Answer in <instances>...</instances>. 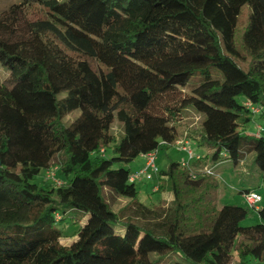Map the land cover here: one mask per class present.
I'll list each match as a JSON object with an SVG mask.
<instances>
[{
    "label": "trees",
    "instance_id": "16d2710c",
    "mask_svg": "<svg viewBox=\"0 0 264 264\" xmlns=\"http://www.w3.org/2000/svg\"><path fill=\"white\" fill-rule=\"evenodd\" d=\"M0 64V264H264L262 195L239 191L261 196L260 222L242 226L251 209L219 207L199 170L252 154L264 184V128L247 133L264 118V0H22L0 13ZM181 136L206 153L160 170L153 192L171 205L141 202L115 165ZM69 209L89 218L63 245Z\"/></svg>",
    "mask_w": 264,
    "mask_h": 264
},
{
    "label": "rangeland",
    "instance_id": "374dc122",
    "mask_svg": "<svg viewBox=\"0 0 264 264\" xmlns=\"http://www.w3.org/2000/svg\"><path fill=\"white\" fill-rule=\"evenodd\" d=\"M64 1V0H60ZM22 0H0V13L7 10L13 4H19ZM8 69L0 64V82L7 75ZM213 77L222 76L221 72L217 69L212 70ZM203 76L201 74L195 75L190 82L188 83V88L194 87L197 85ZM79 114V111H76L74 114L66 117V120L74 118ZM201 115L196 113L193 109H190L186 114L185 124L194 127L200 123ZM253 121L248 123V127H253ZM257 124H261L264 128V118L258 117ZM107 134L109 138H119L121 134V124L115 118L109 124L107 129ZM180 140H185L184 137L181 136ZM192 150L196 152V148L191 145ZM184 162L189 161V156L186 152H184L177 145L173 147L161 148L158 152L156 164L159 170H165L171 162ZM144 159L139 156L131 163L122 164L118 163L116 167H126L130 168L131 172L137 170L141 166L144 165ZM218 168L216 172L213 170L211 166L201 167L200 171H205L207 174L214 175L218 181L219 188L216 192L212 194V199L216 202V204L221 207L224 204H243L248 206L251 209V213L249 216L242 221V226H250L260 222L259 215L254 207L247 205L246 201L241 199L239 191L242 189H256L262 195V204H264V184H263V176L259 174V170L254 163V155H249L245 160L244 165L235 166L233 161L226 159L221 163L216 165ZM193 167V166H191ZM194 168V167H193ZM195 169V168H194ZM204 172V173H205ZM45 171L41 172L40 175L35 178L36 183H41L42 179H45ZM158 175H154L153 180L141 179L136 182V188L138 190L139 200L144 202L152 207H164L167 208L169 204L172 202V196L169 192L164 193H155L152 192L153 187L157 184ZM153 186V187H152ZM152 187V188H151ZM127 204L126 200L120 201L119 205L115 207L116 210L121 209V207ZM171 205V204H170ZM89 218V214L84 211L78 209H69L66 213V219L59 224V228L64 230L65 236L62 237L61 243L63 245H70L73 241L77 239V235L75 231L79 230L82 226H84ZM74 221L75 223H72ZM123 226L122 224L115 225L116 228ZM143 260H147V256H142ZM238 256L235 253L233 257V264L238 263ZM174 261H183L186 262L181 256L177 254H171L166 258V264H171ZM261 264V263H258Z\"/></svg>",
    "mask_w": 264,
    "mask_h": 264
},
{
    "label": "built area",
    "instance_id": "2783aa9c",
    "mask_svg": "<svg viewBox=\"0 0 264 264\" xmlns=\"http://www.w3.org/2000/svg\"><path fill=\"white\" fill-rule=\"evenodd\" d=\"M246 105L250 107L254 112L258 113L260 112V109L258 107L252 106L250 102H247ZM258 129H261L258 127ZM191 141L189 140H178L175 145L180 147L183 151H186L188 156H189V161H184L183 165L188 167L189 163L192 160H198L200 158L199 153L195 152L194 150L191 149ZM157 156H158V151H152L147 154H142L141 157L144 159L145 163L142 167H140L138 170H135L130 174L129 180L130 182H137L138 180L141 179H146V180H153L154 175H158L160 170L156 164L157 161ZM48 177L49 179L53 180L56 185H61L62 182L55 177V172L48 171ZM158 185H155L153 187L154 191H157ZM261 200V196L257 193H251L246 196V201L248 202L249 205L254 206L256 205L259 201Z\"/></svg>",
    "mask_w": 264,
    "mask_h": 264
},
{
    "label": "crops",
    "instance_id": "0c3cea01",
    "mask_svg": "<svg viewBox=\"0 0 264 264\" xmlns=\"http://www.w3.org/2000/svg\"><path fill=\"white\" fill-rule=\"evenodd\" d=\"M256 121H255V123L253 124V127H248L247 128V133H249V134H255V132H256V130H257V128H256ZM192 144L191 145H193L195 148H196V152L197 153H206V150H204V149H198L197 147H196V145L194 144V142H191ZM184 152H186V151H184ZM187 153V152H186ZM193 161V160H192ZM145 163V162H144ZM197 163L196 162H194L193 164H192V166L194 167V168H198L199 166H197L196 165ZM243 165V164H242ZM142 167V166H141ZM218 167L217 166H215L214 168H213V170L216 172V169H217ZM139 169V168H138ZM137 169V170H138ZM158 177V176H157ZM157 184H158V181H157ZM153 187V186H152ZM151 187V188H152ZM154 190H152V192H153ZM240 197H241V199H243V201H244V198H243V196L242 195H240ZM244 204V203H243Z\"/></svg>",
    "mask_w": 264,
    "mask_h": 264
},
{
    "label": "water",
    "instance_id": "95a60500",
    "mask_svg": "<svg viewBox=\"0 0 264 264\" xmlns=\"http://www.w3.org/2000/svg\"><path fill=\"white\" fill-rule=\"evenodd\" d=\"M0 166H1V161H0Z\"/></svg>",
    "mask_w": 264,
    "mask_h": 264
}]
</instances>
